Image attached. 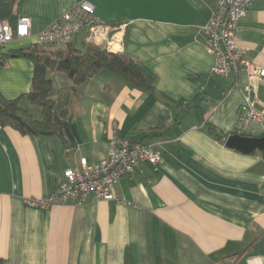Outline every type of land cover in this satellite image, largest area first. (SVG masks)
<instances>
[{
	"label": "crops",
	"instance_id": "0c3cea01",
	"mask_svg": "<svg viewBox=\"0 0 264 264\" xmlns=\"http://www.w3.org/2000/svg\"><path fill=\"white\" fill-rule=\"evenodd\" d=\"M82 1L16 0L7 22L14 27L29 17L32 37L0 47L5 99L29 93L35 70L13 54L35 45V35ZM89 1L102 22L125 27L114 53L132 57L153 89L101 71L71 95L63 137L0 126L3 264H264V158L225 145L251 82L245 73L213 76L216 60L205 48L203 29L218 0ZM74 45L86 50L87 34ZM237 45L264 70V0L240 22ZM55 49L44 48L50 52L44 55ZM65 83L61 88L73 86ZM251 85L250 97L264 112V79ZM209 126L225 135L224 143ZM113 130L164 160L158 170L139 163L121 179L116 193L129 204L92 195L45 208L28 204L55 195L64 171L82 159L90 165L106 159Z\"/></svg>",
	"mask_w": 264,
	"mask_h": 264
},
{
	"label": "built area",
	"instance_id": "2783aa9c",
	"mask_svg": "<svg viewBox=\"0 0 264 264\" xmlns=\"http://www.w3.org/2000/svg\"><path fill=\"white\" fill-rule=\"evenodd\" d=\"M257 1L218 0L217 9L212 12L203 29L205 48L216 60L213 76L230 79L245 73L251 83L264 79V70L245 58L237 45L239 24ZM124 28L102 22L96 15L95 6L89 0H84L35 35V38L39 46L66 47L85 32L90 45L116 52L121 50ZM31 29L32 21L29 17L20 18L14 27L8 22H0V47L14 40L31 38ZM251 83L245 88L247 96L239 112L235 134L261 137L264 135V112L257 109L250 97L255 90ZM142 162L151 164L155 170L164 164L161 153L154 151L151 146L132 142L113 130L106 159L92 165L82 159L80 166L64 171L55 195L41 200H29L28 204L45 208L55 204L64 205L69 199L79 201L88 195L99 200L129 204L116 193V187L124 176L132 175L135 167Z\"/></svg>",
	"mask_w": 264,
	"mask_h": 264
},
{
	"label": "trees",
	"instance_id": "16d2710c",
	"mask_svg": "<svg viewBox=\"0 0 264 264\" xmlns=\"http://www.w3.org/2000/svg\"><path fill=\"white\" fill-rule=\"evenodd\" d=\"M15 4L16 0H0V22H7L14 12ZM53 47L58 49L52 51L50 55H44L43 49L37 44L32 45L27 51L13 54L30 59L35 65V70L29 93L14 100H7L0 94L2 128H11L23 136L59 134L63 137L62 121L67 119L71 95L76 94L78 86L101 71L122 77L134 88L143 91L153 89L154 80L148 79L143 69L125 52L114 53L94 45H90L85 52H82L74 43L66 47L55 45ZM5 59L4 56L0 59V68L4 66ZM51 71L64 74L72 81L73 86L61 88L54 93L53 82L48 75ZM29 105L40 107L41 119L34 117L27 108ZM56 118L61 122L57 123ZM208 132L220 142L225 140V135L214 127L209 126ZM252 155H260L264 158L262 152ZM0 264H3L2 259Z\"/></svg>",
	"mask_w": 264,
	"mask_h": 264
},
{
	"label": "water",
	"instance_id": "95a60500",
	"mask_svg": "<svg viewBox=\"0 0 264 264\" xmlns=\"http://www.w3.org/2000/svg\"><path fill=\"white\" fill-rule=\"evenodd\" d=\"M225 145L229 149L246 155H252L256 152L264 153V135L261 137H246L234 133L228 136Z\"/></svg>",
	"mask_w": 264,
	"mask_h": 264
},
{
	"label": "rangeland",
	"instance_id": "374dc122",
	"mask_svg": "<svg viewBox=\"0 0 264 264\" xmlns=\"http://www.w3.org/2000/svg\"><path fill=\"white\" fill-rule=\"evenodd\" d=\"M36 43V41H35ZM48 46L47 45H41L40 48L41 49H44V48H47ZM87 50V49H86ZM86 50H81L82 52H85ZM54 51V50H52ZM51 51V52H52ZM48 51L47 50H42V53H47ZM50 53V52H49ZM47 53V54H49ZM59 72H56V71H51L49 72V78L52 79V82H53V92L56 93L58 91V89H61V87H65L67 84L65 83V79H67V77L62 74V73H59ZM27 105V104H26ZM30 106V105H29ZM31 107V112L32 114L34 115V117H36L37 119H41V109L39 106H30Z\"/></svg>",
	"mask_w": 264,
	"mask_h": 264
}]
</instances>
